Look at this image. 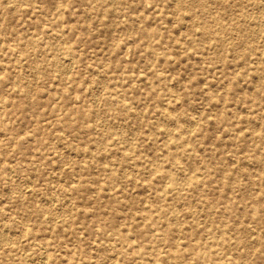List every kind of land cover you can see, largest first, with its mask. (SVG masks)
<instances>
[{
  "label": "rangeland",
  "instance_id": "rangeland-1",
  "mask_svg": "<svg viewBox=\"0 0 264 264\" xmlns=\"http://www.w3.org/2000/svg\"><path fill=\"white\" fill-rule=\"evenodd\" d=\"M0 264H264V0H0Z\"/></svg>",
  "mask_w": 264,
  "mask_h": 264
},
{
  "label": "bare ground",
  "instance_id": "bare-ground-1",
  "mask_svg": "<svg viewBox=\"0 0 264 264\" xmlns=\"http://www.w3.org/2000/svg\"><path fill=\"white\" fill-rule=\"evenodd\" d=\"M9 181V180H8ZM5 233V232H4ZM43 259V258H42Z\"/></svg>",
  "mask_w": 264,
  "mask_h": 264
}]
</instances>
